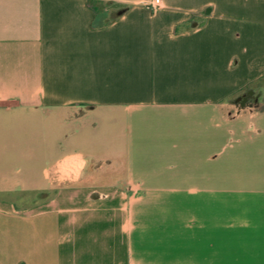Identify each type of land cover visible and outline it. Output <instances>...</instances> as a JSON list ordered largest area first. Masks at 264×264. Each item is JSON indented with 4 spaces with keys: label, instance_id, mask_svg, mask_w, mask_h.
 Listing matches in <instances>:
<instances>
[{
    "label": "crops",
    "instance_id": "0c3cea01",
    "mask_svg": "<svg viewBox=\"0 0 264 264\" xmlns=\"http://www.w3.org/2000/svg\"><path fill=\"white\" fill-rule=\"evenodd\" d=\"M0 264H264V0H0Z\"/></svg>",
    "mask_w": 264,
    "mask_h": 264
},
{
    "label": "rangeland",
    "instance_id": "374dc122",
    "mask_svg": "<svg viewBox=\"0 0 264 264\" xmlns=\"http://www.w3.org/2000/svg\"><path fill=\"white\" fill-rule=\"evenodd\" d=\"M16 199L18 200V202L22 203L20 205L23 207L31 204L33 201H35V202L41 201L44 203H48V202L52 201V197H47V196H37V197L17 196ZM27 202H31V203L27 204ZM41 202H38V203H41Z\"/></svg>",
    "mask_w": 264,
    "mask_h": 264
},
{
    "label": "flooded vegetation",
    "instance_id": "af4514ba",
    "mask_svg": "<svg viewBox=\"0 0 264 264\" xmlns=\"http://www.w3.org/2000/svg\"><path fill=\"white\" fill-rule=\"evenodd\" d=\"M245 101V102H244ZM244 103H248V101H249V103H251L252 102V100H249V99H244Z\"/></svg>",
    "mask_w": 264,
    "mask_h": 264
},
{
    "label": "water",
    "instance_id": "95a60500",
    "mask_svg": "<svg viewBox=\"0 0 264 264\" xmlns=\"http://www.w3.org/2000/svg\"><path fill=\"white\" fill-rule=\"evenodd\" d=\"M242 105V104H241Z\"/></svg>",
    "mask_w": 264,
    "mask_h": 264
}]
</instances>
